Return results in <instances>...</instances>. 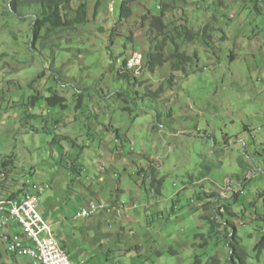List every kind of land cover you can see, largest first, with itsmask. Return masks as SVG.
Instances as JSON below:
<instances>
[{"label": "rangeland", "instance_id": "rangeland-1", "mask_svg": "<svg viewBox=\"0 0 264 264\" xmlns=\"http://www.w3.org/2000/svg\"><path fill=\"white\" fill-rule=\"evenodd\" d=\"M85 1L86 24L33 48L31 20L0 0L4 190L49 185L39 211L74 264H231L233 225L247 263L264 264L256 247L264 237V0H138L127 20H119L123 0ZM162 3L170 6V38L182 25L200 34L179 40L199 56L186 71L146 65L163 40L151 28ZM172 48L168 42L165 53ZM54 91L67 109L47 105ZM32 94L41 100L21 105ZM98 175L104 181L95 182ZM91 200L137 207L76 219ZM5 247L0 264H32Z\"/></svg>", "mask_w": 264, "mask_h": 264}, {"label": "trees", "instance_id": "trees-1", "mask_svg": "<svg viewBox=\"0 0 264 264\" xmlns=\"http://www.w3.org/2000/svg\"><path fill=\"white\" fill-rule=\"evenodd\" d=\"M77 1H79V3L77 6H75V3ZM137 1L138 0L122 1L120 6L119 20H127L132 17V13H133L132 6ZM99 4L100 2L98 1L97 6L95 8L96 10ZM9 7L11 13L14 14L19 20H25L28 18L31 20L30 45L33 48L34 46H36V44H41L43 47H45L46 46L45 42L47 40V37L50 36L53 32L57 34L59 32L74 28L77 25H84L88 21V6L85 0H9ZM159 8L161 9V13L160 15L153 16L151 22V28L152 31L157 30L158 35H163V40L156 46V52H151L147 55L146 65L151 70H154L157 67L164 66L166 63L171 62V66L174 71H186L185 66L190 64L193 59L196 58L198 59L199 56L197 52L194 53V56H190L186 54L185 51H182L181 43L179 42V40L181 39V40H185L187 43H191L194 39H198L197 37L200 34L188 28L187 25H182L180 29L178 30L176 29L175 36L170 38L168 33L166 32L167 24L164 21L166 12L170 9V6L166 3H162V6L160 5ZM112 31L113 32H111L110 34V40L113 42L116 37V33L114 32L115 29H113ZM206 33H207V29L202 32L201 37L203 40H206L208 37ZM168 42H171L173 48L172 50H170L168 54H166L165 48ZM122 65L127 66V60H124ZM118 75L119 78L126 80L128 81L129 84H131L130 75L127 71H123L121 68V70H119ZM172 78L173 76L170 79ZM160 91L161 89H158L154 95H158ZM119 95L127 103H130L132 97L130 90L126 88H122L119 92ZM79 96H80L79 101H81L82 94H80ZM40 100L41 98L38 97L37 94H32L21 105L25 107L35 106L36 103L39 102ZM45 100L47 101V105L49 107L60 106L62 109H67L68 107L67 98L56 91H54L51 95L46 96ZM27 116L32 117V114L28 112ZM116 133H117V137H119L118 130H116ZM10 159H12L11 156L9 157V161ZM2 165L6 166L7 161H4ZM70 168L74 174L80 175L82 168H80L78 165L74 164ZM89 183L93 185V183L91 182ZM27 186H28L27 184H23L22 187L7 193V197L9 198L18 197L21 193H23L27 189ZM90 202L91 201L85 203L84 205L89 204ZM221 214L222 216L224 215V213L222 212ZM231 214L235 215V213L233 212H231ZM206 218H208L210 221L212 220V218L208 215ZM212 223H213V229L215 231L216 229L215 227L217 226L215 224L216 221L212 220ZM226 223H229V221L227 220ZM227 237L230 247V259H229L230 263L237 264L236 259H239L240 264H248L247 263L248 254L245 248H243L238 242L237 230L235 225H233L232 233L227 234ZM59 242L61 246L66 250L69 256V251L65 246V244L62 243L60 240ZM256 247L257 249H259L260 252H262V250L264 249V237L260 240V242H258ZM14 256L16 257L18 255H14Z\"/></svg>", "mask_w": 264, "mask_h": 264}, {"label": "built area", "instance_id": "built-area-1", "mask_svg": "<svg viewBox=\"0 0 264 264\" xmlns=\"http://www.w3.org/2000/svg\"><path fill=\"white\" fill-rule=\"evenodd\" d=\"M97 179L103 180L102 177ZM48 187L49 185L34 189L27 187L23 193L15 197V201H5L7 192L0 186V231H3L6 237L7 234H14V242H10L13 245V257L16 254L15 243H18V233L26 232V241L22 247L27 248L25 258L31 259L32 264H74L61 246L52 226L45 222L39 211L40 195ZM129 207L124 201H120L117 205L91 201L81 206L75 218L86 219L100 211L121 215ZM42 235H44L43 238H41Z\"/></svg>", "mask_w": 264, "mask_h": 264}, {"label": "bare ground", "instance_id": "bare-ground-1", "mask_svg": "<svg viewBox=\"0 0 264 264\" xmlns=\"http://www.w3.org/2000/svg\"><path fill=\"white\" fill-rule=\"evenodd\" d=\"M5 201H15V198L5 197ZM26 232L18 233V243H15V255H27V248H23L22 244H25ZM10 242H14V234H7V237L3 231H0V244L6 245L8 252L13 254V245Z\"/></svg>", "mask_w": 264, "mask_h": 264}, {"label": "clouds", "instance_id": "clouds-1", "mask_svg": "<svg viewBox=\"0 0 264 264\" xmlns=\"http://www.w3.org/2000/svg\"><path fill=\"white\" fill-rule=\"evenodd\" d=\"M85 170H83V172H84ZM102 171V170H101ZM102 172H104V171H102ZM99 177H102L103 178V180L102 181H104V177H103V175H98ZM98 177V178H99ZM6 177H5V173H2V172H0V186H2V180H4ZM98 181V179L96 178V181L95 182H97ZM102 181H99V182H102ZM86 182H87V184L89 183V182H91V178L89 177V176H87V178H86ZM92 183V182H91ZM4 187V186H3ZM2 187V190H4V188ZM28 187V186H27ZM12 188H5V192H7V193H9V192H11V191H13V190H11ZM14 189V188H13ZM18 189V188H17ZM233 194L235 195L236 193L235 192H233ZM91 201H95V200H91ZM96 201H102V200H96ZM120 201H124V200H116V201H114V202H112V203H107V202H104V203H106V204H109V205H117ZM103 202V201H102ZM125 202V201H124ZM127 203V202H126ZM211 203V202H210ZM210 203H205V204H203V206L204 205H206V204H210ZM130 207V209H133V208H136L137 207V204L136 203H127ZM218 208H220V207H218ZM128 209V208H127ZM126 209V210H127ZM125 210V211H126ZM101 212H107V213H114L115 215H117V216H121V215H123V214H121V215H118V214H116L115 212H108V211H101ZM98 213H100V212H98ZM97 213V214H98ZM222 213H224V211L222 212ZM96 214V215H97ZM95 216V215H94ZM94 216H92V217H94ZM91 218V217H90ZM56 235V234H55ZM73 262V261H72ZM6 264V263H5Z\"/></svg>", "mask_w": 264, "mask_h": 264}]
</instances>
